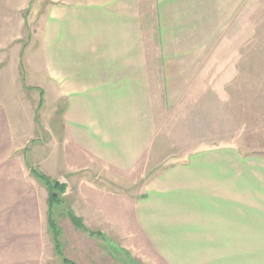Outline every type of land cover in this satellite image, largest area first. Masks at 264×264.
Instances as JSON below:
<instances>
[{"label": "rangeland", "instance_id": "1", "mask_svg": "<svg viewBox=\"0 0 264 264\" xmlns=\"http://www.w3.org/2000/svg\"><path fill=\"white\" fill-rule=\"evenodd\" d=\"M18 1L0 0V83L19 77L16 88L12 83L6 86L5 102L32 121L27 126L32 125L34 133L30 130L23 133L27 139H16L15 147L25 144L11 156L0 146V264L264 263V252L225 249L228 242H264V235L257 239L250 234L242 240L241 235L227 234L225 202L219 197L233 175L251 181L249 196L255 197L256 178L264 168V0H230L239 7L223 12V17L229 16L226 26L202 39L213 43L202 44L203 53L180 60L184 70L166 72L156 20L160 0H137L148 88L131 107L127 102L117 107V114L132 120V113H137L133 115L139 147L143 143L138 167L145 170L120 172L96 163L95 169L84 164L75 167L73 175L60 170L56 177L40 167L49 166L48 158L33 164L24 155L39 150V141L47 147L60 141L50 140V123H57L59 116L50 109L49 92L38 109L39 92L24 87L16 72L20 40L33 38L32 45L40 37L43 1L33 0L21 11L14 8ZM191 10L190 6L186 12ZM200 13L198 7L196 15ZM181 24L185 27L180 45L193 47L201 34L188 22ZM12 45L15 55L8 58L4 51ZM177 62L170 60L174 67ZM29 79L39 82V76ZM127 93L123 91L122 98ZM177 164L184 167L173 169ZM99 167L103 171H96ZM34 168L49 180L48 186L31 173ZM82 179L116 200L107 204L109 217H82V193L87 194ZM254 201L249 202L251 208ZM241 215L250 230L258 228V215Z\"/></svg>", "mask_w": 264, "mask_h": 264}, {"label": "crops", "instance_id": "2", "mask_svg": "<svg viewBox=\"0 0 264 264\" xmlns=\"http://www.w3.org/2000/svg\"><path fill=\"white\" fill-rule=\"evenodd\" d=\"M42 1L39 8L43 9L41 15L43 23L42 20L39 23L40 37L35 38L32 45L33 38L27 39L26 43L20 40L23 45L16 55V59L20 61L16 72L22 76L24 87L33 88L39 92L38 109L46 104V91L49 92L50 109L59 116L58 124L50 123V140L57 138L60 142L57 146L50 144L47 147V142L41 145L42 141H39V150L36 149L34 152L27 150L24 153L25 158L29 163L34 162L33 164H40L43 158H48L49 166L46 165L44 168L40 165V167L46 173L51 172L54 177L60 170L67 176L73 175V172L81 169L80 166L84 164H92V169H95L96 163L108 164L109 168L120 172L143 170L144 168L138 167L140 159L138 151L143 143L141 142L139 147L138 125H134L137 113H132L130 116L132 120L129 117L122 118L120 113L117 114V107L125 102L131 107L133 101L138 99L139 93L148 88L147 52L144 51L142 36H139L138 1ZM233 2L230 0H160L156 7L159 14L156 20L161 28L159 32L162 43L161 58L165 60L163 71L183 69L180 60L186 61L193 55L203 53L202 44L213 43L210 39L202 42L203 37L208 39L210 34L217 33L218 28L226 26L229 16L227 14L223 17V12H232L244 0H237L238 5ZM32 3L33 0H20L13 7L21 11L23 7L27 8ZM190 6L192 10L187 13L186 10ZM198 7L199 10L202 9V13L196 15ZM9 10L13 8L10 7ZM175 12L176 14L173 15ZM183 21L186 24L188 22L193 32L197 29L201 34L198 36V42L193 43V47L186 48L180 45L184 44L180 35L185 27L181 24ZM11 42L14 41L11 40ZM12 46L4 51L8 58L10 55H15L12 50L14 46ZM172 58L178 59L175 67L170 63ZM21 60H26L23 65ZM190 66L187 65L189 69ZM29 75L34 78L39 76V82L31 83ZM13 76H11L12 84L7 81V85L11 84V87L16 88L19 77L15 79ZM1 84L3 83H0V89L3 88L1 92L3 99L0 100V146L6 150L7 156H11L19 146L25 144L22 142L17 145V148L14 146V141L27 139L25 136L27 131L30 133V130L31 132L34 130L32 125L27 126V123L32 121L22 114L23 112L16 108L13 110L9 104L7 107L5 102L8 95V90L5 89L7 85ZM166 85L170 87L169 84ZM123 91L129 92L126 98L121 96ZM121 99L124 100L123 103ZM23 133L26 134L23 135ZM29 138L32 136L30 135ZM226 164L231 163L225 162ZM75 167L78 168L75 169ZM182 167L184 164L181 166L177 164L173 169ZM103 168H105L104 165ZM261 170L256 178L257 187L254 190L257 195L255 197L249 196V180L237 179L234 175L227 177L225 194L219 196L225 202L226 233L241 235L242 240L244 236L250 234H256L257 239H260V235H264V168ZM96 171H103V169L99 167ZM81 184L87 190V194L82 193L84 205L82 217L97 220L109 217L107 213L111 210L107 208V204L114 205L116 200L113 202L105 191L95 188L92 183L84 179L81 180ZM253 200L256 201H254L256 205L251 208L249 202ZM236 212L237 219L234 221ZM242 213L250 214V217L258 215V228L255 226L250 230V225H244V217L240 216ZM225 249L255 251L261 255L260 252H264V242L246 244L228 242ZM255 261L257 264H264L260 262V259Z\"/></svg>", "mask_w": 264, "mask_h": 264}, {"label": "trees", "instance_id": "3", "mask_svg": "<svg viewBox=\"0 0 264 264\" xmlns=\"http://www.w3.org/2000/svg\"><path fill=\"white\" fill-rule=\"evenodd\" d=\"M31 173L44 185L48 186L49 180H44V176L42 174H40L39 171H37L35 168L31 170ZM42 175V176H41ZM63 186V185H60Z\"/></svg>", "mask_w": 264, "mask_h": 264}]
</instances>
